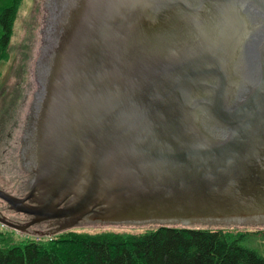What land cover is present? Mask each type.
Returning <instances> with one entry per match:
<instances>
[{
  "label": "water",
  "instance_id": "95a60500",
  "mask_svg": "<svg viewBox=\"0 0 264 264\" xmlns=\"http://www.w3.org/2000/svg\"><path fill=\"white\" fill-rule=\"evenodd\" d=\"M23 135L56 222L264 226V0H48Z\"/></svg>",
  "mask_w": 264,
  "mask_h": 264
},
{
  "label": "trees",
  "instance_id": "16d2710c",
  "mask_svg": "<svg viewBox=\"0 0 264 264\" xmlns=\"http://www.w3.org/2000/svg\"><path fill=\"white\" fill-rule=\"evenodd\" d=\"M23 0H0V62ZM264 233L223 227L159 226L143 234L64 233L47 241L14 243L0 232V264H264V255L243 245Z\"/></svg>",
  "mask_w": 264,
  "mask_h": 264
},
{
  "label": "rangeland",
  "instance_id": "374dc122",
  "mask_svg": "<svg viewBox=\"0 0 264 264\" xmlns=\"http://www.w3.org/2000/svg\"><path fill=\"white\" fill-rule=\"evenodd\" d=\"M48 0H23L14 26V33L8 48V59L0 62V187L6 191L18 194L13 185L25 171L22 161L23 135L18 138L19 162L15 164L6 147L12 141L9 137L12 123L17 120L19 126H25L31 101L36 86V64L40 55L42 29L46 16V3ZM19 130L15 131L18 137ZM23 187H25L23 185ZM157 225H110L102 223H83L78 227L65 230L57 235L46 237L50 234L49 227L40 224L28 233H20L14 229L4 228L0 224V232L12 237L14 243H25L30 240L47 241L64 233L79 232L99 234L103 232L143 234L155 230ZM212 228V226H209ZM204 227V228H209ZM203 228V227H202ZM227 229L244 233H264V226L239 227L231 226ZM245 247L256 250L264 255V238L253 236L243 243Z\"/></svg>",
  "mask_w": 264,
  "mask_h": 264
},
{
  "label": "flooded vegetation",
  "instance_id": "af4514ba",
  "mask_svg": "<svg viewBox=\"0 0 264 264\" xmlns=\"http://www.w3.org/2000/svg\"><path fill=\"white\" fill-rule=\"evenodd\" d=\"M26 122H27V120H26ZM25 127H26V123H25V126L23 125L20 127L17 120H14L12 123L11 130H10L9 137L11 138V140L12 139H16V140L14 142L11 141L5 150L7 153H9V156H12L11 160L15 164H17L19 162L18 151H17V148L19 147V143H18L17 139L21 137L22 133L25 130ZM16 130H19V132H20L18 137L15 136ZM21 153H22V151H21ZM22 172H23V175L19 178L18 181H16L13 184L17 188L19 195L10 193V192L6 191L5 189H3L2 187H0V190L9 193L11 196H13L17 199L26 198L30 192V185H31L32 176H31V174L27 173L26 171H22ZM23 185L25 187H23ZM0 219L4 220L6 222H9L11 224L17 225V226L24 229L25 226H27L31 221H33L34 218L31 216H28L24 213H18V212H15L14 210H11L10 206L7 204V202H5L3 199H0ZM0 224L4 228H8V227L4 226L2 223H0ZM41 224H45L46 226H48L49 227L48 231L54 230L53 228L56 226L55 225L56 222H50V223L44 222ZM38 225H40V224H38ZM35 226H37V225H35ZM35 226L28 227L20 233H23V234L28 233V232L32 231ZM40 235H42V234H40Z\"/></svg>",
  "mask_w": 264,
  "mask_h": 264
}]
</instances>
